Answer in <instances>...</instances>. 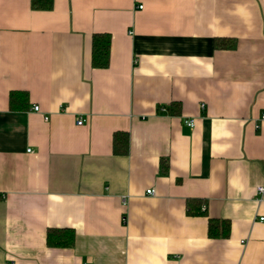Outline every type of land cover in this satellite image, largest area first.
<instances>
[{"label":"crops","instance_id":"obj_1","mask_svg":"<svg viewBox=\"0 0 264 264\" xmlns=\"http://www.w3.org/2000/svg\"><path fill=\"white\" fill-rule=\"evenodd\" d=\"M53 1L0 0V264H264V0Z\"/></svg>","mask_w":264,"mask_h":264},{"label":"trees","instance_id":"obj_2","mask_svg":"<svg viewBox=\"0 0 264 264\" xmlns=\"http://www.w3.org/2000/svg\"><path fill=\"white\" fill-rule=\"evenodd\" d=\"M53 0H30L32 10L49 11L52 9ZM236 45L234 39L218 38L214 40L215 49H233ZM110 37L108 34H94L91 40V66L95 69H104L109 63ZM18 96L25 97V93L11 92L9 94V106L16 105ZM128 134L115 132L112 136V151L116 155H126L128 152ZM164 161L161 160V163ZM202 201L190 199L187 201V214L202 215ZM230 224L227 220H207V236L211 238H227ZM74 232L70 229H48L46 232V245L55 248H69L73 245Z\"/></svg>","mask_w":264,"mask_h":264},{"label":"built area","instance_id":"obj_3","mask_svg":"<svg viewBox=\"0 0 264 264\" xmlns=\"http://www.w3.org/2000/svg\"><path fill=\"white\" fill-rule=\"evenodd\" d=\"M139 8H141V6H139ZM201 108H203V105H201ZM32 110L35 111V112H38L39 111V107L37 105H34L32 107ZM44 120H47V118H44ZM184 122H185L184 124L187 127H189V128H192L194 126V120L193 119H186V121L184 120ZM81 124H82V119H78L76 121V125H81ZM258 192H264V187H259L258 188ZM146 193L149 194V195H153V191L152 190H147ZM202 209H204V208L202 207ZM259 220L262 221L264 219L260 218Z\"/></svg>","mask_w":264,"mask_h":264}]
</instances>
